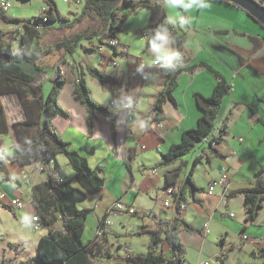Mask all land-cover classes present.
I'll use <instances>...</instances> for the list:
<instances>
[{"label":"crops","instance_id":"1","mask_svg":"<svg viewBox=\"0 0 264 264\" xmlns=\"http://www.w3.org/2000/svg\"><path fill=\"white\" fill-rule=\"evenodd\" d=\"M54 1L58 4L57 7L60 2L67 5L65 14H61L67 18H73L75 13L80 11L76 6L83 4L82 0ZM131 1L132 5L123 3L121 6L120 0V3H117L120 8L115 10L117 18L125 16L115 38L126 47L129 55L114 52L107 46H103L99 53L97 45H94L93 50L80 45V55L76 52L71 60L68 59L71 64L74 61L80 62L83 70L79 71L82 72L86 85L87 75L95 78L91 80L93 90L88 88L93 100L100 103L105 99L103 95L109 96L110 93L109 99L101 104L116 116L117 154L112 151L109 122L104 115H97L91 133L87 128L86 108L80 111L81 125L77 124L79 127L76 126L77 113L68 109L67 117L57 115L52 119L58 134L71 142L72 147L87 159L90 168L99 169V174L104 180L100 191L88 194L85 200L77 203L79 208L91 209L85 221L82 242L87 244L94 240L93 264H113L122 261L121 257L127 254L147 252L149 231L156 230L159 226L165 227L167 222H173L176 216L173 201L170 200L169 206L163 203L168 198L165 193V173L174 169L179 160L160 165L161 155L172 143L180 141L183 130L196 125L201 112L193 94L198 92L205 96L210 95L218 80L217 74L231 85L230 91L223 98L214 130L217 132L218 128L224 126L226 132L219 143L213 144L217 154L208 141L200 142L194 148L195 154L192 157L201 156L191 177L198 190L194 194L189 189L184 190L181 200L184 208L180 215V221L188 223L193 231L178 226L181 242L178 252L181 260L179 264L205 260L209 261V264H263L264 258L256 255L264 248V205L258 211L256 219L251 223L247 222L243 196L238 191L264 184V173L255 175L264 165V28L244 9L223 0H203V6L193 7L186 13L183 9H169L164 0L166 16L179 12L189 19V23L183 27L179 22L175 27L177 31L184 33L186 38L180 58L186 62L182 65L205 63L213 71L206 67H197L192 71L180 72L172 91L176 102H164L163 119L156 121L151 118L154 112L153 104L164 87L166 71L160 64L150 67L144 75L139 69L135 56L149 62L153 58L150 47L145 46L147 37L142 36L143 32L149 34L146 27L150 12L142 6V0ZM37 2L41 10L40 15L48 6L44 0ZM17 11L5 15L7 18L27 20L19 13L20 10ZM71 13L73 16H69ZM4 20L9 24V27L5 28L16 32L17 24L5 18ZM3 29L0 27V30ZM136 41L140 42L138 50L134 46ZM168 47L171 48V44ZM88 69L98 71L115 82L101 83ZM75 71L76 69H73V72ZM65 83L66 81L59 92L58 102ZM71 89L74 98L75 81ZM124 96L130 97L132 101L138 99L132 104L131 111H117L118 105L111 103L113 99L126 103ZM1 100L9 124L24 118L21 100L17 95H3ZM129 115L132 116L130 120ZM137 117L146 121L144 131L137 127ZM157 122L161 125L157 126ZM15 144L16 140L11 131L0 133V190L9 197H19L23 200V207L10 209L18 222H25L24 217L27 215L29 227L23 232L25 235L22 238L14 240L10 238L7 230L3 231L9 238V244L22 246L21 251L13 255V261L9 259L10 264H38L32 257L46 228L42 226L40 219L38 222L32 221L33 215L36 214L32 203V187L46 179L47 168H55L51 166L50 161L44 170L36 167L37 162L21 164L14 156ZM91 148L93 152L88 153ZM129 155H132L129 161L130 170L126 166ZM56 161L58 163L57 159ZM181 161L185 165L182 172L186 173L190 167L189 160L182 157ZM64 163L66 165V162ZM152 168L154 173L150 172ZM224 170L229 176L226 185L215 186L212 191H208L209 182L218 178ZM66 171L67 174L61 175L58 166V178L62 181L69 179L71 185L78 186L74 179V170L67 167ZM181 184V179H178L175 188ZM117 198H122L136 208L137 223L120 222L119 218L127 217L120 214L111 218V224L103 227L102 233L98 234L99 220L108 205ZM0 208L7 209L1 204ZM91 213H95L96 223H87ZM206 222L208 233L203 230ZM40 228L43 230L39 231ZM126 236H129L128 241ZM156 252H161L166 259L173 258V251L166 241L160 242Z\"/></svg>","mask_w":264,"mask_h":264},{"label":"trees","instance_id":"2","mask_svg":"<svg viewBox=\"0 0 264 264\" xmlns=\"http://www.w3.org/2000/svg\"><path fill=\"white\" fill-rule=\"evenodd\" d=\"M48 9L38 15L33 20H22L20 18L8 17L1 12L3 18L14 24H17L16 33H18V41L21 48V53L17 54L12 49V40L6 37V33L0 30V133L11 131L15 137L16 144L14 146V156L21 163H33L45 161L55 157L57 154H62L66 157L68 164L74 170V179L78 186H73L69 179L62 182L59 181L55 169H47V177L44 181L36 183L32 187L33 198L32 203L36 209V214L42 226L46 228V232L39 238L36 252L32 259L38 264H93L92 256L94 240L85 244L82 242V233L85 227V221L90 208H79L78 202L85 200L88 194H93L103 188L104 180L99 174V169L89 167L87 159L80 155L77 150L72 147L70 141L64 140L55 130L52 119L59 115L67 117L69 112L63 108L58 102V95L62 88L65 78L62 75L61 64L68 63L67 56L73 57L77 52L78 47L83 39L81 32H67L55 42H51L44 35L49 33L52 28H66L71 30L76 24L83 22L87 13L91 12L96 17L100 18L102 28L107 30L108 41L116 37V33L120 30L125 16L117 18L115 10L119 9L120 0H82L83 6L80 13L73 17H63L54 0H44ZM230 3L228 0H223ZM262 3V0H259ZM123 3L133 4L131 0H123ZM142 6L146 7L149 12V20L145 46L149 47L147 41L151 38L152 30L165 20L166 12L163 6L164 0H142ZM233 4V3H230ZM56 23V25H51ZM264 28V27H263ZM170 33L176 37L171 48H177L182 51L183 45L186 42L184 33L176 30L169 25ZM98 31H93L92 36H97ZM90 38V37H88ZM114 52H116L114 50ZM119 54L129 55L127 51ZM58 55L54 62V72L51 75L53 84L49 92L44 95L42 91V82L47 75V68L43 63V59L51 58ZM137 61L139 56H135ZM185 60L175 61L174 67H165L166 76L164 87L156 96L153 111L154 119L162 121V104L167 100L175 104V98L172 94L174 87L177 84V76L183 70L192 71L197 67H206L211 69L205 63L193 64L190 66L182 65ZM31 64L34 67L33 71H28L23 64ZM71 69L75 70V67ZM88 71L101 83H114L115 81L98 71L88 69ZM79 72L81 74H79ZM75 77L74 99L79 101L87 111L86 122L88 132H92L93 122L98 114L104 115L110 127L112 139V151L117 154V130L115 126L116 116L108 110V108L90 96L86 81L81 71ZM218 80L215 83L212 93L205 96L201 93H194L196 105L200 110V115L194 127L185 129L181 133L180 141L172 143L168 150L161 155L160 165H168L179 160V164L171 170L166 171V187L176 185L178 179H181L182 184L176 187L174 195V206L176 216L173 222L168 223L165 227L159 226L156 230L149 231L150 242L147 252L143 254H127L122 258V261L113 264H179L181 262L178 255L181 249L178 226L189 231H193L188 223L184 220L180 221L181 210L179 204L184 195V190L189 189L194 194L198 187L192 180V175L195 166L201 159V156H196L193 159V164L186 173H183L181 158L194 150L196 144L208 141L210 147L215 154L218 151L213 147V143H219L224 134L225 127H216V119L220 110L224 96L230 91L231 85L222 76L218 75ZM15 94L21 100L24 111V118L20 121L8 123L6 111L2 103L3 95ZM26 140L32 143L28 144ZM88 153H92L93 149H88ZM132 156V155H131ZM129 155L126 160V166L130 170ZM1 159V156H0ZM58 163L55 159V168H58ZM264 173V165L255 173L259 176ZM243 196V206L245 208V220L253 222L258 211L262 208L261 202L264 200V184L254 187H248L238 191ZM8 210V206L2 205ZM106 213L99 220L98 229H102L103 221ZM56 225L60 227L57 228ZM245 229L243 226L242 230ZM166 241L173 251V258L166 259L163 254L156 252V247L160 242ZM255 256V254H254ZM259 258H264V248L257 255ZM264 264V261H263Z\"/></svg>","mask_w":264,"mask_h":264},{"label":"rangeland","instance_id":"3","mask_svg":"<svg viewBox=\"0 0 264 264\" xmlns=\"http://www.w3.org/2000/svg\"><path fill=\"white\" fill-rule=\"evenodd\" d=\"M37 1H40V0H32L31 3H28V2L21 3V2L14 0L12 2L11 7L6 12H4V14H12L13 12L15 13L17 10H20L19 13L21 15H24L23 18L28 19V20H33L34 18H36L39 15V12L41 11L40 6L38 5ZM262 4L264 5V0H262ZM57 6H58V4H57ZM66 6H67L66 4H62L61 2L59 3L58 10H59L60 14H65V7ZM82 6H83V4H78L76 7L79 8V10L81 11ZM79 12L75 13V15L76 14L78 15ZM72 14L73 13L69 14V16H73ZM75 15H74V17H75ZM51 25H56V23L51 24ZM0 27L4 28L2 31H4L6 33V37L8 39H12L13 51L17 54H20L21 48H20V44H19V41L17 38L19 34L12 31L11 29L7 30L5 28V27H9V24H7V22L4 20L1 13H0ZM101 28H102V24H101L100 18L96 17V15H94L93 13L88 12L87 17H85L83 22L76 24L73 28H71L70 31H68L66 28H61V29L52 28L49 30V33L45 34L44 36L48 37V39L51 40V42H53V41L55 42L58 38L62 37L64 34H67V32H70V33L81 32L83 34V39H82L80 45H84L83 48H85V49L93 50L94 45H97V46L105 45L108 42L107 41V33L108 32H107V30H100ZM93 31H98V35L92 36ZM88 37H90V38H88ZM98 39H101L102 42ZM139 45H140V42L136 41L135 45H134L135 49L138 50V48L140 47ZM79 48H80V46L78 47L79 52L77 51V55H80ZM57 58H58V55L53 56L51 58L43 59V63L46 66L47 71H48L47 72L48 77L45 80H43V82H42V91H43L44 95H46L49 92V90L53 84V81L51 79V75L54 72V62L56 61ZM66 59L71 60L72 57L67 56ZM76 59H78V56H76ZM71 65H72V67L76 68L75 72L71 71ZM79 65H80V62L76 63V61H74L72 64L70 62H68L66 64H63V63L61 64L62 75L65 78L66 83H65L64 89L61 93L60 101H59L60 104L65 109H68L71 112L74 111L75 113H77V116H76V126L77 127H79L81 125V121L79 119L80 111L82 108L83 109L85 108L79 101H76L73 98L72 91H71L72 90L71 89L72 83H73V81H75L76 74L79 72V69L83 70V67L81 65L80 66ZM23 66L28 71L34 70V67L31 64L24 63ZM79 74H81V73L79 72ZM86 78H87L88 88L93 90V83L91 80H93L95 78L91 77L90 75H87ZM103 97H107L106 94H104ZM194 154H195V150H192L191 152H189L188 154L183 156L189 160L190 166L193 164L194 157H192V155H194ZM55 159L58 160L61 175L67 174L66 173L67 167L69 169H72L71 166L68 164L66 157L63 156L62 154H57V155H55V157L47 159V163L50 161L51 166L55 168ZM64 162H66V165ZM47 163H46V165H47ZM46 165H45V169H46ZM47 169H49V168H47ZM55 170H56V168H55ZM235 204H236V202H235ZM124 216H127V217L126 218H123V217L119 218L120 222H122V223H137V219H138L137 214L124 215ZM17 222L18 221L15 220L14 213L12 211L0 208V260H4L3 262H0V264H10L11 261L9 259H11L13 261V259H14L13 255H17L22 249L21 244L16 246V247L14 244H9V242H8L9 238H8V236L6 237V234L3 231V230H7L8 233H10V238L12 240L17 239V238H22L25 235L23 232L26 231L29 227L27 225V223H29V222H27V221L24 222L21 220L19 221L21 223H19V222L17 223ZM87 223H96L95 213H91L89 215ZM4 228H6V229H4ZM42 230H43L42 228L39 229V231H42ZM1 237H3V238H1ZM128 239H129V236H126L127 241H128ZM137 244H139V243H137ZM139 246H140V244H139ZM26 255L29 256V253H27Z\"/></svg>","mask_w":264,"mask_h":264},{"label":"built area","instance_id":"4","mask_svg":"<svg viewBox=\"0 0 264 264\" xmlns=\"http://www.w3.org/2000/svg\"><path fill=\"white\" fill-rule=\"evenodd\" d=\"M158 1H162V0H158ZM11 4H12L11 0H0V12H3V13L6 12L11 7ZM147 35H148L147 32H143L142 33L143 37H147ZM103 46H107V47L115 50L117 53H121V52H124V51L127 50L126 47L124 45H121L117 41L116 38H113V39L109 40L105 45L98 46L97 47L98 48V52L102 51ZM175 49H177V48H175ZM113 63H115V62H113ZM141 65H143V67H141ZM156 65H158V64L151 65L149 61H145V60H142V59H140L138 61V67L141 70L143 75L150 67H154ZM137 100L138 99H135L133 101V103L135 101H137ZM116 101L117 100L113 99L111 101V103L113 105H117L116 103H114ZM128 111H131V109L128 110ZM151 118L154 119V112L152 113ZM128 119L129 120L132 119V116L129 115ZM160 125H161V123L157 122V126H160ZM45 165H46L45 161H40V162H37L36 167L38 169H40V170H44L45 169ZM150 172L154 173L155 170L152 168V169H150ZM228 177H229L228 176V172L226 170H224L222 172V174L218 178L213 179L212 181L209 182L207 190L208 191H212L215 186H223L224 187L226 185L227 181H228ZM59 181L62 182V179L59 178ZM176 191L177 190H176V188L174 186H170V187L166 188L165 193L168 196V198L163 202L165 206H169L171 204V202H170V200H171V201H173V207H175L174 206V195L176 194ZM23 203L24 202H23V200L21 198H19V197H9L5 192L0 190V204L1 205L8 206L9 208L19 209V208L23 207ZM261 205L262 206L264 205V200L261 202ZM179 208H180V210H182L184 208V203L180 202ZM105 213H106V216H105V219L103 221V227L109 226L111 224V218L117 217L120 214L134 215V214H137V210L132 205L127 204L122 198H117L110 205H108ZM230 215L232 216L233 213H230ZM33 217H35V219ZM33 217H32V221H34V222H38L39 221L37 214L33 215ZM203 230H204V233H208L209 232L208 222H206L203 225ZM102 231H103V229H101V228L98 229V234H101ZM163 264H167V263H163ZM189 264H209V261L205 260V261L189 263Z\"/></svg>","mask_w":264,"mask_h":264},{"label":"clouds","instance_id":"5","mask_svg":"<svg viewBox=\"0 0 264 264\" xmlns=\"http://www.w3.org/2000/svg\"><path fill=\"white\" fill-rule=\"evenodd\" d=\"M167 7L172 10L183 9L186 13L193 7L203 6V0H166ZM177 22L183 27L185 24L189 23V19L186 15L176 12L175 15H168L165 17V20L162 23H159L151 32V38L147 41L151 52L153 53V58L150 60L151 65L160 64L162 67H174L175 61L179 60L182 56V52L179 49L169 48L168 45L173 43L176 37H173L169 30V25L173 28L176 27ZM143 67V65H141ZM139 70V69H138ZM122 92V90H121ZM110 97H105L100 103H104ZM124 100L127 102L116 101L118 105L117 111L120 110H130L133 104V101L130 97L124 96ZM146 126V121L137 117V127L144 131ZM28 144L32 142L26 140ZM9 154L11 149L8 150ZM35 219V217H33ZM28 216L25 215L24 220L26 221Z\"/></svg>","mask_w":264,"mask_h":264},{"label":"water","instance_id":"6","mask_svg":"<svg viewBox=\"0 0 264 264\" xmlns=\"http://www.w3.org/2000/svg\"><path fill=\"white\" fill-rule=\"evenodd\" d=\"M244 9L255 21L264 27V5L258 0H228Z\"/></svg>","mask_w":264,"mask_h":264}]
</instances>
